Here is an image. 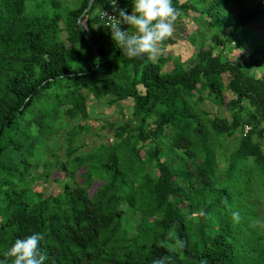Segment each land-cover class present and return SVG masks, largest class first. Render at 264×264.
Returning a JSON list of instances; mask_svg holds the SVG:
<instances>
[{
  "label": "trees",
  "instance_id": "obj_1",
  "mask_svg": "<svg viewBox=\"0 0 264 264\" xmlns=\"http://www.w3.org/2000/svg\"><path fill=\"white\" fill-rule=\"evenodd\" d=\"M76 1L48 16L0 0V259L39 231L45 264H264V0H174L199 27L189 68L172 38L127 57L100 20L109 0L84 16ZM238 42L244 62L220 50ZM127 101L131 118L104 125L115 140L87 147L90 105ZM59 177L75 183L47 194Z\"/></svg>",
  "mask_w": 264,
  "mask_h": 264
},
{
  "label": "rangeland",
  "instance_id": "obj_2",
  "mask_svg": "<svg viewBox=\"0 0 264 264\" xmlns=\"http://www.w3.org/2000/svg\"><path fill=\"white\" fill-rule=\"evenodd\" d=\"M62 2L60 5V13L67 14L69 9H72L76 6L77 1L76 0H59ZM183 1V0H181ZM55 0H27V13L28 14H44V15H53L55 13V7L53 3ZM123 30H127L128 28L125 26H122ZM198 23H196L191 17L188 16H182L180 19H176L175 21V27H174V33L170 37L174 40L173 45H169L167 48H165L164 53L166 56L171 55L172 57H180L183 62H186L187 68L192 66L194 55H195V49L198 41L200 39H192L188 37V34H195V32H198L199 30ZM64 35V34H63ZM206 38L208 39V44H210V36L206 35ZM195 40V41H194ZM242 41V40H241ZM243 42H238L233 44L232 46H227L225 49L220 48V50H223V55L226 59L234 61V62H244L245 57L244 53L246 51ZM220 52V51H219ZM158 52L154 59L158 57ZM173 69V61L168 62L166 67L164 68L165 71H170ZM253 72H258V76L264 74V69L262 66H259L257 69L254 67L252 68ZM225 96L227 100H231L234 96L226 90ZM203 108L207 109L210 112V118H213L215 116L224 115L225 112L222 110H218L217 107L212 104H208L206 101L203 105ZM90 113H91V120L85 122V124H96L93 131L89 134H87L84 138L88 146L94 147L95 145H98L101 142H110L112 143L115 140L114 134L111 133L108 129L104 128L105 123H114V122H124L127 119L131 118L132 116V102L127 101L121 103V106L118 105H112L108 102H94L90 105ZM69 125H71L69 121ZM74 125V123L72 124ZM71 127V126H70ZM170 131V130H168ZM64 134V133H63ZM62 134V138L64 139L65 135ZM57 143L63 144L62 140H56ZM109 143V144H110ZM237 142L233 141L228 144L226 151L227 154H230L231 151L235 148ZM262 145L264 148V139L262 140ZM87 147H84L83 151L88 150ZM61 152L60 154H62ZM228 158V157H227ZM221 161H226V158L221 159ZM58 177L59 175L56 174ZM60 178V177H59ZM71 183L74 184L75 182L71 178H60V181L58 183L54 182L53 180H50L48 182L47 187H45L43 181L39 182L38 185H41L42 187H45L46 193L49 194L53 191L57 192L64 188L65 183ZM264 194V193H263ZM260 213L264 214V204L262 208L260 209ZM257 223H260V226L264 230V218L261 217L257 219Z\"/></svg>",
  "mask_w": 264,
  "mask_h": 264
},
{
  "label": "clouds",
  "instance_id": "obj_3",
  "mask_svg": "<svg viewBox=\"0 0 264 264\" xmlns=\"http://www.w3.org/2000/svg\"><path fill=\"white\" fill-rule=\"evenodd\" d=\"M117 4L118 0H112ZM134 5L132 13L127 9L119 10V18L109 17L115 22L111 26L112 39L120 45L123 54L129 58L147 56L154 57L160 51V45L174 33L175 21L180 15L174 5V0H131ZM121 24H127L136 29L130 32L123 30ZM235 219H239V212H234ZM45 240V233L34 232L26 238H17L6 256L12 257L11 264H45L48 260L46 252L41 248ZM177 244L184 242L177 239ZM0 264H8L0 259ZM154 264H163L157 260Z\"/></svg>",
  "mask_w": 264,
  "mask_h": 264
},
{
  "label": "built area",
  "instance_id": "obj_4",
  "mask_svg": "<svg viewBox=\"0 0 264 264\" xmlns=\"http://www.w3.org/2000/svg\"><path fill=\"white\" fill-rule=\"evenodd\" d=\"M110 7L104 9L100 12V20L102 23L107 26L111 27L112 24L115 22L114 19H109V17H116L119 18V10L122 9L121 6L118 4H113L112 0H109Z\"/></svg>",
  "mask_w": 264,
  "mask_h": 264
},
{
  "label": "water",
  "instance_id": "obj_5",
  "mask_svg": "<svg viewBox=\"0 0 264 264\" xmlns=\"http://www.w3.org/2000/svg\"><path fill=\"white\" fill-rule=\"evenodd\" d=\"M94 2H95V0H90V2H89V6H88V8H87V10L85 11V13L83 14V16L92 8V6H93V4H94ZM82 16V17H83ZM80 27L82 28V29H84V27H83V25H82V23H81V19H80Z\"/></svg>",
  "mask_w": 264,
  "mask_h": 264
}]
</instances>
